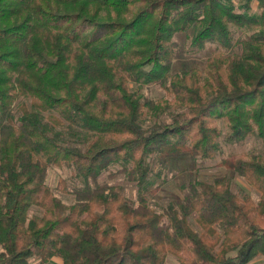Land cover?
<instances>
[{"label":"trees","instance_id":"16d2710c","mask_svg":"<svg viewBox=\"0 0 264 264\" xmlns=\"http://www.w3.org/2000/svg\"><path fill=\"white\" fill-rule=\"evenodd\" d=\"M183 33L191 52L210 43L223 51L204 74L173 73ZM130 83L155 85L171 100L147 99ZM171 104L179 112L170 122L144 127ZM219 119L227 140H264V0H0V264H164L167 255L177 264H249L264 256L259 156L222 162L252 184L256 203L231 191L226 176L190 182L188 199L161 211L141 190L134 201L121 184L98 182L114 167L112 177L142 188L153 157L212 158ZM80 130L85 144L67 143L64 131ZM50 166L79 181L72 204L47 186Z\"/></svg>","mask_w":264,"mask_h":264},{"label":"rangeland","instance_id":"374dc122","mask_svg":"<svg viewBox=\"0 0 264 264\" xmlns=\"http://www.w3.org/2000/svg\"><path fill=\"white\" fill-rule=\"evenodd\" d=\"M256 3L251 5V14H259ZM237 37H244L241 32L236 33ZM176 48L173 58V73L187 72L191 69L198 70L204 74V70L209 59L215 54L223 52L215 44H206L205 48L198 52H191L189 48L190 34L183 33L175 36ZM239 48L235 47L231 52L238 53ZM130 90L147 99L159 100L171 98L167 97L155 85L134 84L130 83ZM23 100L18 98L14 102V108L17 110ZM173 104L169 105L167 113L161 118H153L147 115L143 118L144 127L159 122L171 121V114L178 113ZM216 127L220 132L217 139L218 150L210 159H203L196 153L183 152L178 155L153 157L150 159L151 172L146 180L147 183L139 188L135 183H130L123 176L112 177L114 167L101 174L98 182L108 184H121L124 187V194L128 198L136 201L138 193L143 191L149 206L156 211H161L170 203L175 205L184 203L188 199L187 186L190 182H211L218 176H226L230 182V189L241 197L248 196L253 202H258L260 194L253 188L251 183L246 182L239 177L233 170L224 165L222 162H230L233 157L239 155L259 156L264 160V140L249 135L240 141H231L226 139L227 125L224 119L216 121ZM60 129L57 127L56 130ZM75 135H69L64 131V137L67 143L77 146L85 144V132ZM61 180L62 184H58ZM46 184L64 206L72 204L74 196L71 189L79 185V181L73 176V172L67 168H58L50 166L46 174ZM189 224L197 231L199 228L193 221V217H188ZM260 257V256H258ZM257 258V257H255ZM261 259V258H259ZM264 262V261H263ZM28 264H40L37 258H31ZM45 264H62V261L54 257ZM164 264H177V259L172 255H167Z\"/></svg>","mask_w":264,"mask_h":264},{"label":"crops","instance_id":"0c3cea01","mask_svg":"<svg viewBox=\"0 0 264 264\" xmlns=\"http://www.w3.org/2000/svg\"><path fill=\"white\" fill-rule=\"evenodd\" d=\"M263 261H264V256H260V257L254 258L249 264H264Z\"/></svg>","mask_w":264,"mask_h":264}]
</instances>
